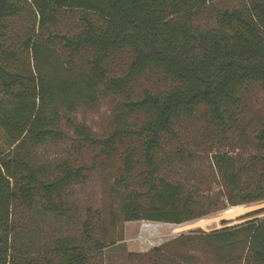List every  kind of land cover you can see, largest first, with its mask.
Returning a JSON list of instances; mask_svg holds the SVG:
<instances>
[{
    "label": "trees",
    "instance_id": "obj_1",
    "mask_svg": "<svg viewBox=\"0 0 264 264\" xmlns=\"http://www.w3.org/2000/svg\"><path fill=\"white\" fill-rule=\"evenodd\" d=\"M208 1L212 0H0V127L11 147L0 150V264H90L101 254L109 227L95 224L90 215L77 240L59 237L50 247L40 248L31 240L28 224L34 210L64 213L67 187L83 181L88 170L87 165L66 160L45 168L34 161L32 150L46 138L66 135L58 126L59 104L71 110L92 101L99 87L114 94L125 91L152 68L175 84L161 92L143 89L124 101L122 114L143 113L137 127L115 128L97 138L64 114L80 139L100 144L105 153L122 137L137 141L138 151L126 148L122 157L125 176H132L136 184L120 202L122 219L178 225L229 206L264 201V122L253 133L254 152L249 156L210 150L218 189L202 193L164 173L172 161L164 159L166 146L180 161L194 154L181 138L185 121L203 108L218 124L211 138L219 142L225 126L235 120L243 92L264 84V0L216 8L213 24L202 26L195 19ZM28 7L34 14L32 27L9 39L3 33L4 22ZM65 11L77 12V26L71 33H52ZM44 31L48 35L40 37ZM24 52L30 58L15 63ZM116 57L125 62L114 65ZM74 58L79 59L77 65ZM110 220L111 226L113 217ZM170 244L209 252L216 262L264 264V217L207 232H181L139 253L153 252L154 257L136 264L193 262L194 255L170 252ZM133 254L137 253H129Z\"/></svg>",
    "mask_w": 264,
    "mask_h": 264
},
{
    "label": "rangeland",
    "instance_id": "obj_2",
    "mask_svg": "<svg viewBox=\"0 0 264 264\" xmlns=\"http://www.w3.org/2000/svg\"><path fill=\"white\" fill-rule=\"evenodd\" d=\"M242 2L243 0L208 1L202 10H198L195 22L202 26L212 25L216 8L238 6ZM33 15V10L28 7L22 15L8 18L4 22L3 33L9 39H17L24 29L32 27ZM76 18L77 12L76 14L68 11L63 12L58 17L57 24L51 27V32L71 33L77 26ZM47 35L48 32L44 31L40 37ZM54 41L55 39L51 41L53 46L57 45V41ZM58 51L59 58L63 60L64 52L61 49ZM28 58H30L29 52H24L18 60H15V63L25 62ZM73 61L75 65L79 63L78 58H74ZM118 62H125L124 57H116L113 64L118 65ZM34 64L29 62L31 68L34 67ZM62 72H64L63 69ZM174 84L173 80L152 68L132 80L125 91L114 94L99 87L92 101L78 103L71 110H68L65 105H58V126L66 135L46 138L43 143L35 146L32 150L34 161L51 169L56 163L66 160L72 164L87 165L88 170L83 181L67 187L64 213L43 214L39 209H36L30 216L28 228L31 240L35 242L37 248L43 245L50 247L59 237L77 240L82 235L87 215H90L95 224L99 221L101 225L109 227L106 228L104 239L101 238L105 244L100 251L101 254L93 258L90 264H136L138 259L147 263L154 257V253L148 254L149 257L140 256L139 253L146 252L181 232L187 233L194 229L207 232L240 223L252 217H264V201H261L250 205H241L242 208L238 210L236 217H229L228 213L223 210L178 225L143 219L130 221L122 219L119 212L120 202L126 190L136 185L132 176H129L130 179L125 176L126 171L122 157L127 151L126 148L128 151H138L137 141L134 138L122 137L114 144L109 153H105L100 144L80 139L74 128L67 122L64 114L69 115L76 123L85 126L92 136L105 138L115 128L137 127L143 121L144 115L141 112L122 114L125 109L124 101L136 96L143 89L161 92ZM241 100L242 102L235 109V120L233 122L230 120L225 126L226 130L219 142L211 138L217 133L218 124L210 121L203 108L191 119L185 121L181 138L185 143H188L187 147L194 151V154L185 161H180L172 155L171 147L166 146L162 154L166 161L167 159L172 161L171 165L164 169V173L174 179H181L202 193L218 189L219 183L211 164L210 150L239 153L243 157L254 152L253 133L259 124L264 122V84L248 86L243 92ZM10 148L5 133L0 127V150L5 152ZM167 155L170 158H167ZM164 164L168 165L167 162ZM135 166L140 167L139 163H136ZM137 167L132 173L138 169ZM256 210L261 212L246 218L242 216ZM111 217L114 219V224L110 226ZM101 234L98 232L96 237L100 238ZM26 236L23 234V237ZM169 248L172 253L182 250L184 253L194 255L195 259L190 264H250L242 260L216 262L209 252H201L189 247L183 249L175 244H170ZM129 253L137 254L131 256Z\"/></svg>",
    "mask_w": 264,
    "mask_h": 264
},
{
    "label": "bare ground",
    "instance_id": "obj_3",
    "mask_svg": "<svg viewBox=\"0 0 264 264\" xmlns=\"http://www.w3.org/2000/svg\"><path fill=\"white\" fill-rule=\"evenodd\" d=\"M241 205H234V206H229L224 211L228 213L229 217H236L238 215V210L241 209Z\"/></svg>",
    "mask_w": 264,
    "mask_h": 264
}]
</instances>
